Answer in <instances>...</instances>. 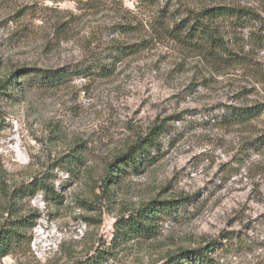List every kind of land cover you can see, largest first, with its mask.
Here are the masks:
<instances>
[{
  "label": "rangeland",
  "instance_id": "rangeland-1",
  "mask_svg": "<svg viewBox=\"0 0 264 264\" xmlns=\"http://www.w3.org/2000/svg\"><path fill=\"white\" fill-rule=\"evenodd\" d=\"M175 3L0 0V81L23 69L66 73L52 87L20 78L0 96V231L26 236L0 264H81L100 249L111 253L104 264H163L205 247L204 264H264V112L245 123L228 115L264 107V46L250 36L264 25L229 35L251 65L220 70L159 32L161 11L178 5L250 6L264 17V0ZM131 20L140 32L125 33ZM138 42L146 49L121 61L111 51ZM154 130L145 163L106 185L118 158ZM187 197L159 215L155 238L112 246L118 219Z\"/></svg>",
  "mask_w": 264,
  "mask_h": 264
},
{
  "label": "trees",
  "instance_id": "trees-1",
  "mask_svg": "<svg viewBox=\"0 0 264 264\" xmlns=\"http://www.w3.org/2000/svg\"><path fill=\"white\" fill-rule=\"evenodd\" d=\"M153 1V0H151ZM177 4L178 0H173ZM168 10L161 11V20L159 22L160 35L165 32L174 43L182 47L184 52L190 53L199 62H205L211 65L215 70L228 69L236 65L250 66L248 61L249 53L245 54L244 49L237 51L235 45H232L233 38L229 35H234L241 29L249 26L255 28L257 25H264V17L262 14L251 8L250 6L240 5H225V6H201L197 9H191L188 6H177L176 10L169 15H165ZM184 16L183 20L176 21L177 17ZM172 19L174 24H168L166 21ZM137 22L131 20L128 24L125 33L132 34L140 32ZM141 25V24H140ZM68 27L67 23L58 24V28L65 30ZM155 24L152 22L150 28H154ZM57 28V29H58ZM144 29V28H143ZM229 31V32H226ZM232 31V32H230ZM163 34V33H162ZM252 39L255 43L264 46V34L260 35L257 32L251 33ZM143 43L138 42L132 46H113L111 51L117 55L121 61L127 57L136 55L146 48ZM236 49V50H235ZM98 72L103 73L106 68L100 64L96 67ZM65 72H52L46 70L23 69L12 74L5 81H0V96H7L10 91H17L19 88V79L25 78L28 81H36L42 86H57L62 83ZM22 76V77H21ZM264 112V107L258 105L251 108H231L228 115L232 122L245 123L257 118ZM161 132L155 130L146 138L136 142L128 152L118 158V166H115L107 175L106 185L116 184L121 173L125 172L124 168L135 169L145 163V154L149 152L151 147L157 144V139ZM258 141L264 147V135L258 138ZM69 161L74 162L77 159L74 155L68 156ZM6 179V172L0 166V182ZM35 190L49 193V187L44 181H37L34 183ZM190 198H181L172 201H153L146 207L140 209L136 214H131L128 217L118 219L114 225V234L112 246L114 248L120 247L124 243H128L132 238H143L151 240L158 235L156 221L160 214H168L175 212L179 208L187 205ZM25 235L15 228H9L0 231V259L10 256L13 251L25 243ZM113 248V247H112ZM213 248L205 247L197 250H184L178 254L169 255L163 264H204L210 261L208 252ZM111 253L100 249L96 255L88 258L81 264H104L108 260Z\"/></svg>",
  "mask_w": 264,
  "mask_h": 264
}]
</instances>
